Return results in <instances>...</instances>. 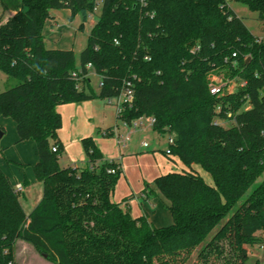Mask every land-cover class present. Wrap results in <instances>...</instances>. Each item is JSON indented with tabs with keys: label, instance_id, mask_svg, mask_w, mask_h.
Masks as SVG:
<instances>
[{
	"label": "trees",
	"instance_id": "obj_1",
	"mask_svg": "<svg viewBox=\"0 0 264 264\" xmlns=\"http://www.w3.org/2000/svg\"><path fill=\"white\" fill-rule=\"evenodd\" d=\"M231 1L255 12L264 32V0H103L97 17L96 0H0V72L9 85L0 117L15 123L18 142L36 145L42 185L27 215L0 170V264H14L17 240L53 264H246V247L264 232V37L249 33ZM54 10L80 15V31L96 17L78 66L72 49L45 48ZM89 71L99 77L97 95ZM221 71L245 85L211 95L208 76ZM126 83L134 99L118 120L153 117L156 132L175 136L170 155L185 167L153 182L168 202L167 227L132 218L128 198L112 202L121 171L91 138L82 141L83 168L59 164L58 107L115 98Z\"/></svg>",
	"mask_w": 264,
	"mask_h": 264
},
{
	"label": "crops",
	"instance_id": "obj_2",
	"mask_svg": "<svg viewBox=\"0 0 264 264\" xmlns=\"http://www.w3.org/2000/svg\"><path fill=\"white\" fill-rule=\"evenodd\" d=\"M56 11H66L67 18L70 17L68 10L51 11V18L45 23L43 35L45 39L52 41V44H45V48L70 50L72 48L59 46L61 35L57 37L47 31L56 22L54 19V12ZM7 16L6 13L3 19H6ZM94 22L90 24V28ZM85 46L86 44L79 51L78 56ZM94 101L65 104L58 107L62 121V127L58 132V140L62 148L59 158L60 166L63 168H83L86 165L87 156L82 141L91 138L100 151L103 160L115 162L121 171L111 195L112 202L120 203L128 198L124 202L123 208H127L132 218L144 216L148 223L155 228L171 225L172 218L166 208L168 202L156 190L153 182L160 176L185 167L177 157L166 155V151L161 150L159 145L155 144L154 146L153 143L150 148L141 146L142 143H146L143 139L145 132L152 130L151 128L134 132L119 121L122 126L121 129L117 128L114 131L110 129L104 132L101 138L94 136L96 128L92 107ZM95 104L100 105L98 102ZM0 129L3 131V137L0 140V170L8 177L13 187L17 185L22 187L19 192V200L24 212L29 215L42 199V185L36 180L33 171V166L38 162L36 145L31 141L18 142L16 125L9 118L0 117ZM118 134L129 137V145L123 151L117 145L116 136ZM174 137L173 134L169 135V138L174 139ZM193 168L207 183L212 184L209 175L199 167L194 166ZM19 252H23L24 257L17 256L16 259L26 264L31 260L41 262V264H53L45 258L39 257L32 246L20 240L16 242L15 255Z\"/></svg>",
	"mask_w": 264,
	"mask_h": 264
},
{
	"label": "rangeland",
	"instance_id": "obj_3",
	"mask_svg": "<svg viewBox=\"0 0 264 264\" xmlns=\"http://www.w3.org/2000/svg\"><path fill=\"white\" fill-rule=\"evenodd\" d=\"M102 1L103 0H96V3H97L96 17L100 14ZM228 5H229V8L238 17H241L243 19L244 24L246 25L249 33L253 37L255 38L264 37V32L261 31V25L256 20L257 14L255 12H252L248 8L247 5L240 3V2L231 1L228 3ZM65 14H67L66 11L54 12V15H55L54 19L56 20V22L53 25V27L48 29L47 31H49L50 33H52L53 35L57 37L59 35L62 36L59 46H66L68 48H72L76 54L75 55L76 65H79L78 53L86 44L87 37L91 29L90 24L96 20V17H90L88 21L83 24V30L80 31V30H77V27L82 22L80 16H76L75 18L71 19L70 17L67 18ZM44 43L46 45H49V44H52V41L45 39ZM217 76L223 81H230V80L235 79L234 77L232 78L230 74L226 75L224 71L219 72ZM88 79L90 81L91 89L93 90L94 94L97 95L99 91V77L96 74H94L93 71H89ZM6 84H7L6 76L2 72H0V92H3L6 88L9 87V85L7 86ZM95 102L100 103V105L95 104ZM115 104H116V99L114 98L111 99V103L108 102V99H102V100H97V101L92 102L94 119H95V124H96V128L94 130V136L96 137L98 136L99 138H101L104 132L109 131L110 129L114 131L115 129L122 127L117 118ZM246 107L247 105H245V107L243 108L245 109ZM218 122L222 124L225 123V121L223 120H218ZM227 123L229 122L227 121ZM143 139L145 140L147 147L149 148L151 147V144L153 143H154V146L155 144L159 145L160 146L159 148L163 151H167L169 147V134L167 133H158L152 129V130H148L145 132V136L143 137ZM0 154H1V151H0ZM16 242L14 244V250H13V258H14L13 261H14V264H19L21 260L18 261L16 257L17 256L24 257V256H23V252H19L17 253V255H15ZM246 248H247V255H248L246 264H264V232L260 233V244H256L253 246H247ZM38 256L42 257L39 253H38ZM20 264H26V263L21 261ZM28 264H41V262H38V261L34 262L33 260H31ZM190 264L192 263L190 262ZM220 264H222V262H220Z\"/></svg>",
	"mask_w": 264,
	"mask_h": 264
},
{
	"label": "built area",
	"instance_id": "obj_4",
	"mask_svg": "<svg viewBox=\"0 0 264 264\" xmlns=\"http://www.w3.org/2000/svg\"><path fill=\"white\" fill-rule=\"evenodd\" d=\"M94 11L96 12V8L94 9ZM260 39V38H259ZM233 57H235V54H233ZM87 69H91V65L88 64L86 66ZM245 82H238L237 79L235 78L234 80H230V81H223L222 79H220L216 74H210L208 76V87H209V93L213 96L216 97H221L225 94H231L234 91H236V89L238 87L244 86ZM113 99V98H111ZM111 99H108V102L111 103ZM114 99H116V113L117 116L121 115V112L123 110V108H125V106H131L133 103V99H134V95H133V90H132V85L130 83H126L125 87L123 88V90L121 91V93L115 97ZM249 107V105H247V107L245 109H247ZM217 111L219 112V109H217ZM228 118L231 117V114L227 115ZM123 125L127 126L129 128L130 131H142V130H146V129H153L156 120L153 117L150 116H141L138 117L137 119L131 121L130 123H125L122 122ZM116 141H117V145L118 148L123 151L124 149H126L129 145V137L128 135H117L116 136ZM173 143V138H169V145ZM142 147L146 148L147 144L146 143H142L141 144ZM52 152H56V148L53 147L52 148ZM166 155H170V150L169 148L166 151ZM113 173V171H111ZM14 190L19 193L22 190V187L20 185H17L14 187Z\"/></svg>",
	"mask_w": 264,
	"mask_h": 264
},
{
	"label": "water",
	"instance_id": "obj_5",
	"mask_svg": "<svg viewBox=\"0 0 264 264\" xmlns=\"http://www.w3.org/2000/svg\"><path fill=\"white\" fill-rule=\"evenodd\" d=\"M3 137V131L0 129V140L2 139Z\"/></svg>",
	"mask_w": 264,
	"mask_h": 264
}]
</instances>
